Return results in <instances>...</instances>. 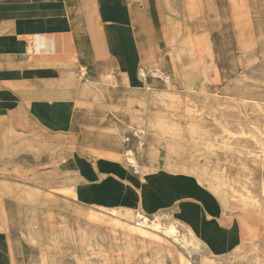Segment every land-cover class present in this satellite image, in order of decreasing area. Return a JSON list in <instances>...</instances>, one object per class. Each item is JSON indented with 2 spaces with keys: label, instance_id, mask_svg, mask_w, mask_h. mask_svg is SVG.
<instances>
[{
  "label": "crops",
  "instance_id": "obj_1",
  "mask_svg": "<svg viewBox=\"0 0 264 264\" xmlns=\"http://www.w3.org/2000/svg\"><path fill=\"white\" fill-rule=\"evenodd\" d=\"M143 1L148 0H0V70L53 74L46 79L33 77L18 80L15 82L16 88H0V104L8 105L0 116L5 119L2 128L20 146L16 157L31 154L37 158L47 154L51 163L57 165L59 174L64 175L63 180H55L49 175L39 184L50 189L66 190L75 200L72 188L80 185L85 189L87 204L98 208L103 216H88L94 226L91 229L86 226L81 232V239L73 233L69 235H73L75 247H84L85 250L83 256L73 255V251L67 253L62 250L67 245L73 249V245L67 243L69 238L59 237V242L55 243L58 235L52 217L39 209L41 202L58 208H67L68 205L42 201L38 195L27 192L11 194L8 189L0 187V197L12 196L18 207L26 204L30 208V221L20 235V251L15 250L8 235L0 233V264H58L61 256L67 259L66 264H143L140 246L147 248L150 244L163 246V264H192L178 248L199 247L202 243L197 239L196 230H200L207 240L199 264H249L250 259L264 264L251 240L252 236L257 239L264 235V220L257 222L253 210L264 208L262 194L259 195L260 201H254L253 197L244 200L247 183L231 168V164L251 158L229 150L212 151L213 142L208 143L203 138L208 143L206 148L199 145L191 150L184 148L181 145L183 137L174 131L171 124L168 114L174 111V105L170 104L171 97L176 95L179 100L194 98L205 90V84L199 83L200 89L192 95H180L173 91L176 86H182L174 69L169 72L173 80L171 87L151 78L154 84H165L174 93H163L161 97L165 104L159 107L152 100L158 95L149 94L147 90L149 87L152 93L153 86L148 85L147 80L143 81L137 73L141 63L150 68H155L161 61L164 63L163 56L153 61H140L142 33L139 28H136V33L132 18L137 8H142ZM147 4L143 7L148 11L151 4ZM153 5V17L165 15L156 2ZM152 38L161 54L168 50L167 32L163 25L154 29ZM116 55L123 58L127 70L120 67L121 60ZM110 59L117 69L107 74L101 73L98 66ZM82 67L87 69L85 76L80 73ZM143 87H147L146 90ZM194 103L204 112L196 98ZM26 112V123L33 129L29 137L17 133L12 121L14 114ZM21 118L25 119L24 116ZM198 118L194 121L197 132L206 124L212 130L235 136L218 123ZM123 128L139 140L142 158L139 171L134 168L138 173L144 170L152 174L168 169L181 172L192 177L193 187L177 195L169 192L173 190L165 189L168 188L166 186H161L164 189L155 187L151 193L145 186L137 190L133 177L127 176L116 162L93 159L111 158L126 162ZM79 130L84 139L82 150L93 157L82 156L78 151L63 157L67 153L63 138L68 137L73 144L74 133ZM142 131L145 135L139 136L138 133ZM144 140L147 142L143 143ZM226 144L227 148L231 145ZM34 149L40 153L35 155ZM163 155L165 162L161 161ZM198 155L202 156L200 164L193 160ZM174 160H185L187 170H181V165ZM212 160L216 169L209 172L206 164ZM126 165L132 168L127 162ZM118 177L127 178L126 183H120ZM224 193L227 196H222ZM187 200L198 202L201 206L188 204ZM176 207L181 209L192 227L183 225L169 213L152 217L146 213L154 214ZM221 207L240 211L243 222L233 213L219 222L217 228H212L214 225L211 222L198 219L197 214L201 213L215 219ZM112 210H117L123 216L112 215ZM73 213L77 211L73 209ZM135 213H141L152 221L160 217L163 226L174 220L180 232L179 241L175 242L154 230L142 233V227L133 221ZM163 218L167 220L163 221ZM186 229L193 232L190 243L182 235ZM97 255L102 259H90ZM17 257L20 260L17 261Z\"/></svg>",
  "mask_w": 264,
  "mask_h": 264
},
{
  "label": "rangeland",
  "instance_id": "obj_2",
  "mask_svg": "<svg viewBox=\"0 0 264 264\" xmlns=\"http://www.w3.org/2000/svg\"><path fill=\"white\" fill-rule=\"evenodd\" d=\"M185 1L186 0L143 1V6L145 3H150L151 8L148 11L143 6L141 9L137 8L136 14L132 18L136 33L138 28L140 33H142L140 41L142 44V48H140L142 51V54H140L141 56L144 54V51H147L146 55L149 61L155 59L152 36L157 26L163 25L167 34L178 31L177 47L174 52L175 56H177L179 63L183 66L185 71H187L186 76L188 78L194 79L198 83L205 84V90L196 94L194 98L179 100L176 95L175 97H171L170 104L174 105V111L168 114L171 118L174 131L178 133L180 137H183L184 142H181V145L191 150L198 145L206 148V144L210 143V141H207L208 143L203 141L197 133V127L193 121L198 117L201 120L204 119L211 123L216 124L217 122L226 128L225 131L230 133L247 131L251 143H254V139H258L259 137L260 139L258 140L263 141L264 0H211L212 10H204L202 14L197 17L193 16L195 13L194 11H188L183 6ZM155 2L161 9V13L165 15L156 17L151 15ZM78 20L83 23L82 19L78 18ZM160 35H164V33H160ZM184 37H191L192 42L185 43L183 41ZM137 52H139V50H137ZM101 61L102 60H99V62ZM106 62V64L100 63L98 66L101 73L107 74L110 73L111 70L114 71L117 69L112 59ZM171 65L172 64H169L168 72L172 69L175 70V67ZM52 76V73L41 71L27 73L0 70V88H16L15 82L18 80L23 81L33 77L46 79ZM149 77L150 78L146 80L148 85L153 86L152 93L149 87H143V89L145 88L144 90H146L147 88L149 94H157L158 96L156 98L154 97L152 100L157 106L159 105V107H162L160 105L165 103L161 95L171 92L169 91L170 88L165 84H154L151 76ZM172 82L173 80L171 77V85H173ZM173 88L174 87H172V89ZM173 91L180 95L188 93L184 87L179 85L176 86ZM171 93L174 94L173 92ZM195 98L198 104H202L204 112H201L194 106ZM21 116H24L25 119L21 118ZM27 116V112L22 115L14 114L12 116V121L14 123H12L13 129L24 137H29L33 131L32 127L26 123ZM74 134L77 135L75 136ZM74 134L73 144L70 143L68 137L63 138L62 143L67 147V153L64 154L63 157L68 156L72 152L76 154L77 151L82 156L93 157L92 154L83 151L81 148L83 147L84 139L80 130ZM126 139H128L127 142ZM123 141L125 150L131 151L134 155L133 158L136 161H140L142 152L140 150L138 138L126 130L123 131ZM8 145L9 143H0V148H4ZM93 159L97 161H101L102 159V161L108 160L116 162V164L125 171L127 176L133 177V185L137 190H139L141 186H145L151 193V190L155 187L164 189L161 186H166L168 188L165 189L173 190L169 192L177 195L193 187V182H191L192 177L181 172H174L168 169L157 171L152 174H148L144 172V170H140V173H138L134 168H129L124 160L96 157H93ZM161 161L165 162L164 155L161 156ZM174 162L181 165V170H187L186 167L188 165L185 160H174ZM56 167L57 165L51 163L47 154H41L37 158L31 154H19L14 158L13 164L4 169L0 168V187L8 189L11 194L16 192H27L38 195L41 197L40 199L42 201L49 200L54 203H64L68 205L67 208H58L45 205L41 202L39 204L41 207H38L44 214L51 215L55 233L61 239L67 238L71 233L77 235V237L81 239V232L85 230L86 226L88 229L94 226L93 223H90L88 216L91 214H96L100 217L103 216L99 214L98 208L87 204L85 189L80 185L72 188V194H74L77 199L75 200L66 190L50 189L45 185L39 184L41 180L49 175L55 178V180H63L64 175L59 174ZM231 168L239 177L243 176L247 183V189L244 191V200H249L253 197L252 199L254 201H260L259 195H261L264 190L262 188L264 186V160L259 162L252 160L235 162L231 164ZM206 169L209 172H214L216 169L215 162L213 160L208 161ZM117 179L123 184L126 183L127 180L125 177H118ZM203 189L206 190V188ZM256 191H259V193H256ZM182 195L186 196L184 194ZM254 196H256V198H254ZM186 202L198 207L201 206L198 202L192 200H187ZM22 206L23 207H18L17 202L12 196L0 197V233L8 235L12 240L11 243L14 245L13 247L18 251H20L22 247L20 235L30 221V208L26 204ZM73 209H75L77 213H73ZM253 210L257 222L264 220V208L257 207ZM146 213L151 217L156 214L164 216L166 213H169L183 225L192 227L187 222L185 216H183L179 207L161 210L154 214ZM231 214L238 217L240 222H243L240 211H230V209L224 207H221L219 216L215 219H210L205 213L197 215L200 221H206L207 223L211 222V224L214 225L212 228H217V224L219 222L221 223L223 219H228ZM165 220L167 219L163 218V221ZM147 228V226H143L142 233L146 234L151 231L150 228ZM196 233L197 239L202 243L199 247L186 249L179 246L178 248L192 264H199L202 255L205 253L204 249L207 247V240L203 233L200 230H196ZM252 238L253 246L257 248L261 257L264 259V235L262 238L255 239L253 236ZM62 250L67 253H72L73 251V255L85 254L83 248H78L74 245L73 249L71 246L67 245L63 246ZM20 257H17L16 260H20ZM90 259L101 260L102 256L97 255Z\"/></svg>",
  "mask_w": 264,
  "mask_h": 264
},
{
  "label": "bare ground",
  "instance_id": "obj_3",
  "mask_svg": "<svg viewBox=\"0 0 264 264\" xmlns=\"http://www.w3.org/2000/svg\"><path fill=\"white\" fill-rule=\"evenodd\" d=\"M183 6L188 11H194L195 13L193 14V16L197 17V16L201 15L204 10H207V9L210 10V11L212 10V1L211 0H186L184 2ZM91 12H93V11H91ZM91 20H92V18H91ZM221 31H223V30H221ZM177 32L178 31H174L172 34H167V38H168L167 48H168V50L167 51H162V54L160 53V49L154 46V42H153V48H154V53H155L154 58H156L158 56L159 57L163 56L164 63L162 64V61H161V63L159 65L157 64V66L155 68L147 67L146 64L141 63L139 65V69H138L137 73L139 74L140 78L143 81L144 80L146 81V79L149 78V76H151V78L154 79L155 81H157V83H162L163 82L166 85L170 86L171 85V75L169 74L168 69H169V64L172 63L171 66L175 67V71L178 73V78L180 80V85H182L187 90V92H188L187 94L192 95V93L194 91L200 89L199 85H198L199 83L196 80L188 78L186 76L187 71H185L183 66L179 63V59L177 58V56H175L174 52H175V48L177 47V39H178V33ZM212 38H213V36H212ZM152 40H153V38H152ZM183 41L185 43L192 42L191 37H184ZM217 42H218V40H217ZM146 53H147V51H144V54L142 55L143 58L141 56V60L140 61L147 62L149 60L147 58ZM141 54H142V51H141ZM116 56L119 57L120 60H121L120 61V67L123 70H127L128 67L124 63L123 58L121 56H119V55H116ZM245 59H247V58H245ZM80 73H81L82 76H85L87 74V69L85 67H82L81 70H80ZM112 79L113 78H111V80ZM83 105H85V104H83ZM7 107L8 106L4 105V104L0 105V116L4 113V110ZM85 109H87V108H85ZM162 117H164V116H162ZM4 120L5 119H1L0 118V143H2V144L3 143L4 144H8L9 143V145L4 147V148H0V168H3V169L6 168L7 166L13 164L14 158L16 157V154H17V148L20 147L18 145V143L13 141L11 135L4 128H2V124H3ZM123 126H125V125L123 124ZM208 126L206 124H204V126L197 133L199 134V136L201 138L205 139V141L207 140V141H212L213 142V144H212L213 147L211 149L212 151H215L216 149L217 150H229L230 152H236V153L242 154L244 156H248L249 158H251L252 161H258L259 162L261 160H264L263 159L264 158V139H263V141H259L258 139H260V137L259 138L257 137L258 139H254L255 142L251 143L249 141V137H248V132L247 131L245 133H240L241 131H239L238 133H235V136L233 137V136H231V135H229L227 133H223L220 130H217V129L212 130ZM212 127H215V126H212ZM124 128H123V130H125ZM144 133L145 132L142 131L141 133L139 132L138 135L139 136H144L145 135ZM218 134H220V135H218ZM262 138H264V136ZM127 141H128V139H126V142ZM144 142H147V140L146 141L144 140L143 143ZM143 143L141 144V146H143ZM226 143H230L231 145L228 146V148H227L226 147L227 146ZM33 152H34L35 155H38L40 153V151H38V149H34ZM133 156L134 155H133V153L131 151L125 152V157H126L127 164H129L132 168H135V169H137L139 171L141 160L140 161H136L133 158ZM201 158H202V156L198 155V156L194 157L193 160H194L195 163L200 164ZM263 184H264V182H263ZM222 196L225 197L227 195L224 193V194H222ZM262 197H263V201H264V190H263V193H262ZM101 208L106 210L104 207H101ZM110 212L114 216H123V214L118 212L117 210H112ZM159 218H158V220L152 221V220L144 217L141 213H135L134 217H133V221H135L139 225V227L143 228V226H147L151 230L162 232L163 234H165V236L167 238H170L173 241L178 242L179 241V233L180 232L178 230L176 222L174 220H171V221H169V223L167 225L163 226L161 224V222H160L161 219L159 220ZM260 229H262L261 226H260ZM192 233L193 232L191 230H189V229L187 230L186 229L184 234H182L183 238L186 240V242H189V243L192 242L191 241L192 238H193V234ZM67 238H69V239H67V243L73 245V235L72 236H68ZM111 238L112 239L114 238L113 233H111ZM58 239H59V236L56 237L55 243L59 242ZM140 249L142 250V263L143 264H163V262H162V257H163V252H164L163 251V246L150 244L149 246H147V248L144 247V246L143 247L140 246ZM66 263H67V259L65 257L61 256V257L58 258V264H66ZM249 264H261V263H259L258 260L250 259L249 260Z\"/></svg>",
  "mask_w": 264,
  "mask_h": 264
}]
</instances>
